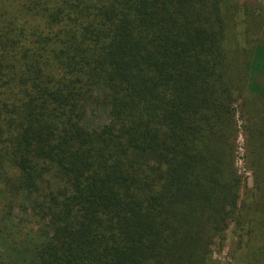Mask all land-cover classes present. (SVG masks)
I'll return each mask as SVG.
<instances>
[{"label":"trees","instance_id":"1","mask_svg":"<svg viewBox=\"0 0 264 264\" xmlns=\"http://www.w3.org/2000/svg\"><path fill=\"white\" fill-rule=\"evenodd\" d=\"M228 230L264 264V2L0 0V264H220Z\"/></svg>","mask_w":264,"mask_h":264},{"label":"rangeland","instance_id":"2","mask_svg":"<svg viewBox=\"0 0 264 264\" xmlns=\"http://www.w3.org/2000/svg\"><path fill=\"white\" fill-rule=\"evenodd\" d=\"M264 2V0H259ZM236 141L234 150V166L239 175H241L243 182H246L248 186L253 184V175L251 169L247 163L246 159V137L244 131V124L241 121L239 115L236 114ZM236 239L232 233L228 230L225 241H223V246L218 249L216 258L219 260L220 264H229L231 261V256L235 252Z\"/></svg>","mask_w":264,"mask_h":264}]
</instances>
